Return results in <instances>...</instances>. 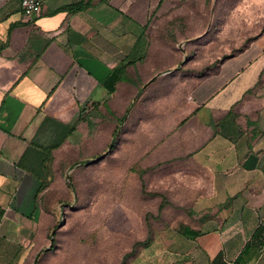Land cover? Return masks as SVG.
<instances>
[{
	"label": "crops",
	"instance_id": "obj_1",
	"mask_svg": "<svg viewBox=\"0 0 264 264\" xmlns=\"http://www.w3.org/2000/svg\"><path fill=\"white\" fill-rule=\"evenodd\" d=\"M40 2L26 18L0 0V264L47 262L52 181L81 152L84 116L132 102L120 69L142 74V155L202 173L177 171L170 199L201 234L177 229L172 257L154 264H264V37L179 70L178 47L151 46L166 0Z\"/></svg>",
	"mask_w": 264,
	"mask_h": 264
},
{
	"label": "rangeland",
	"instance_id": "obj_2",
	"mask_svg": "<svg viewBox=\"0 0 264 264\" xmlns=\"http://www.w3.org/2000/svg\"><path fill=\"white\" fill-rule=\"evenodd\" d=\"M165 7L152 51L160 42L178 47L179 70L213 66L264 37V0H166ZM131 77L140 92L132 94L124 120L117 122L120 108L113 118L94 113L84 124L81 152L68 158L82 163L67 164L52 181L47 203L55 204L58 225L45 264H154L172 257L169 243L179 238L189 207L170 203L182 192L177 171L192 180L202 173L188 160L156 165L154 156L142 155V74Z\"/></svg>",
	"mask_w": 264,
	"mask_h": 264
},
{
	"label": "trees",
	"instance_id": "obj_3",
	"mask_svg": "<svg viewBox=\"0 0 264 264\" xmlns=\"http://www.w3.org/2000/svg\"><path fill=\"white\" fill-rule=\"evenodd\" d=\"M77 8H79V7L75 6V9H77ZM122 80H123V81H128V82H130L131 85H132L133 87H135V89L131 92V99H132V94H133V93L140 92V86H139L138 83L136 82V79H132L131 75H130L129 77L126 76V75L124 74V72H123V69H120V71L118 72V74H116V76H115V82H117V81H122ZM131 103H132V102H131ZM131 103H130V104H131ZM129 106H130V105H129ZM129 106H128V107H129ZM128 107H126L125 109H123L122 112H121V110L118 111L117 108H115V109L112 110V111H110V109H106V111H107V112H111L110 114H111V117H112V118H113V111L121 112L122 115H120V117L117 118V119H118L117 122H121V121H123L124 118H125V115H126V113H127ZM114 116H115V114H114ZM84 120H88V119H86L85 116H84ZM113 127H114V129H115V128H116V125H113ZM72 128H73V127H72ZM72 128H71V129H72ZM114 129H113V132H112V134H113V138H114V134H115V130H114ZM60 142H61V141H59L58 143H56L55 145H53V147L58 146ZM108 147H111V148L113 147V139L110 141ZM79 163H82V161H81V162L73 161L72 163L69 164V166L73 167V166H76V165L79 164ZM162 200H163V197H162ZM51 205H53L52 202H51ZM162 208H163V201L159 204V206H158V211L160 212ZM57 223H58V222H56V224L52 227V230H54V229L57 228V225H58ZM177 229H178V231H179L182 235H184V236L196 237V236H198L199 234H201V230H194V229L190 228L188 225H184V224H179ZM51 236H52V237H51V241H52L51 245H52V244H53L54 234H51ZM49 250H50V252H51L52 247H50Z\"/></svg>",
	"mask_w": 264,
	"mask_h": 264
},
{
	"label": "built area",
	"instance_id": "obj_4",
	"mask_svg": "<svg viewBox=\"0 0 264 264\" xmlns=\"http://www.w3.org/2000/svg\"><path fill=\"white\" fill-rule=\"evenodd\" d=\"M21 7L24 17L29 18L33 14H38L40 11V0H17Z\"/></svg>",
	"mask_w": 264,
	"mask_h": 264
},
{
	"label": "water",
	"instance_id": "obj_5",
	"mask_svg": "<svg viewBox=\"0 0 264 264\" xmlns=\"http://www.w3.org/2000/svg\"><path fill=\"white\" fill-rule=\"evenodd\" d=\"M52 232H54V230H53ZM50 241H51V240H50ZM51 243H52V241H51Z\"/></svg>",
	"mask_w": 264,
	"mask_h": 264
}]
</instances>
